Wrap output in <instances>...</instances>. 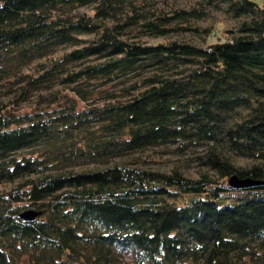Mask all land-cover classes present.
<instances>
[{
    "label": "trees",
    "instance_id": "16d2710c",
    "mask_svg": "<svg viewBox=\"0 0 264 264\" xmlns=\"http://www.w3.org/2000/svg\"><path fill=\"white\" fill-rule=\"evenodd\" d=\"M148 1L0 0V264L264 263V0Z\"/></svg>",
    "mask_w": 264,
    "mask_h": 264
},
{
    "label": "rangeland",
    "instance_id": "374dc122",
    "mask_svg": "<svg viewBox=\"0 0 264 264\" xmlns=\"http://www.w3.org/2000/svg\"><path fill=\"white\" fill-rule=\"evenodd\" d=\"M162 0H149L148 2H151L152 5H158L157 7H161L162 5ZM169 1V0H167ZM175 1V0H174ZM177 4L182 7V8H188L189 5L193 2L200 1V0H176ZM175 1V2H176ZM260 1V0H258ZM163 6V5H162ZM209 18L202 20L199 24L202 27H209L213 24L215 26L214 28V34L215 36L212 37V41H226L227 36L225 33V30H230L233 28L234 24L233 22L227 18L225 15L222 13H209ZM172 39L180 38V39H185L188 41L196 42L199 43V40L196 37V34L193 32H186V33H177V34H171L169 35ZM142 41L148 42V43H154L158 42L149 40L148 38H143ZM165 40H159V42H164ZM63 95L69 96V97H74L73 93L70 92L69 90L63 91ZM25 110H28L25 107ZM172 150L176 149L174 147L171 148ZM171 150V151H172ZM198 154V152L195 153H190V152H184V153H177V152H171L167 154H157L155 156V160L152 163H149V168L152 171H159V172H170L174 167H179L181 171L186 176L192 177L194 179L198 178V174L203 170L198 166V163L194 161L195 156ZM246 161H241L239 160L237 163L239 165H242ZM244 165V164H243ZM127 262L129 261L128 259L126 260ZM259 264H264L263 262Z\"/></svg>",
    "mask_w": 264,
    "mask_h": 264
},
{
    "label": "water",
    "instance_id": "95a60500",
    "mask_svg": "<svg viewBox=\"0 0 264 264\" xmlns=\"http://www.w3.org/2000/svg\"><path fill=\"white\" fill-rule=\"evenodd\" d=\"M228 184L234 190H251V189H255V188L263 186V184L260 182H255L250 179H239L237 176L231 177L228 181ZM38 216H39V213H36L34 211H26L23 214H21L19 218L24 223H31Z\"/></svg>",
    "mask_w": 264,
    "mask_h": 264
}]
</instances>
